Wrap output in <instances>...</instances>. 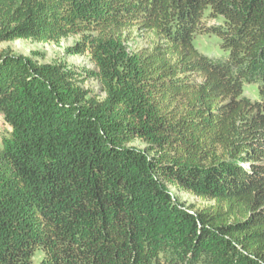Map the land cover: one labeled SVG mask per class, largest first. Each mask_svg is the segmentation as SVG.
Returning <instances> with one entry per match:
<instances>
[{"label": "trees", "instance_id": "trees-1", "mask_svg": "<svg viewBox=\"0 0 264 264\" xmlns=\"http://www.w3.org/2000/svg\"><path fill=\"white\" fill-rule=\"evenodd\" d=\"M136 28L159 43L129 53ZM71 36L104 99L0 52V264H264V0H0V45Z\"/></svg>", "mask_w": 264, "mask_h": 264}, {"label": "rangeland", "instance_id": "rangeland-1", "mask_svg": "<svg viewBox=\"0 0 264 264\" xmlns=\"http://www.w3.org/2000/svg\"><path fill=\"white\" fill-rule=\"evenodd\" d=\"M215 21H208L207 26L216 25ZM126 47L129 53L135 54L142 51H150L153 47L159 43V41L152 35L140 30L132 29L125 33ZM81 40L80 36H71L65 38L58 45L34 43L26 40H18L15 42H6L0 45L1 51H9L14 55H23L31 58L35 62L46 65L52 63H63L67 64L72 68L78 75L83 87L91 92L93 96H97L100 99H104L105 95L101 90V86L96 78V68L91 63L90 59L86 55H71L69 49L74 48ZM194 45L197 50L202 54L209 57L213 61L224 62L228 59V52L223 50L222 41L213 35H200L197 36ZM258 83L246 84L245 95L251 100H260L258 93ZM10 133V128L7 125L3 116L0 115V149L2 147V141L4 138L8 137ZM132 146L139 147L140 149H145V145L140 142L134 143ZM170 193L177 198V204L187 212H196L201 210L207 205L190 194L177 191L171 186H167ZM172 218L174 213L171 214ZM158 224L154 225L151 230L152 233L156 232L155 229L158 228ZM182 228V225H181ZM180 233V230L177 231ZM174 241V240H173ZM176 241V240H175ZM175 243V242H173ZM171 243V245H173ZM36 261H39L36 259ZM205 264L208 261L201 259ZM201 261H187L185 264H201Z\"/></svg>", "mask_w": 264, "mask_h": 264}]
</instances>
